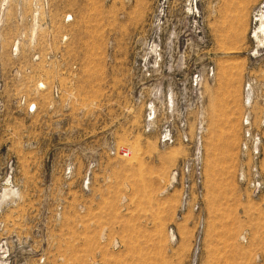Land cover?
Wrapping results in <instances>:
<instances>
[{
	"label": "rangeland",
	"instance_id": "374dc122",
	"mask_svg": "<svg viewBox=\"0 0 264 264\" xmlns=\"http://www.w3.org/2000/svg\"><path fill=\"white\" fill-rule=\"evenodd\" d=\"M263 10L264 0H0V240L17 257L26 243L30 264H264V42L251 36ZM247 83L262 135L257 191L240 175ZM184 118L192 139L203 126L205 173L187 211L171 175L190 148L158 138ZM121 147L128 157L110 154Z\"/></svg>",
	"mask_w": 264,
	"mask_h": 264
},
{
	"label": "built area",
	"instance_id": "2783aa9c",
	"mask_svg": "<svg viewBox=\"0 0 264 264\" xmlns=\"http://www.w3.org/2000/svg\"><path fill=\"white\" fill-rule=\"evenodd\" d=\"M39 8V5H34V19H36L40 14ZM71 20V15H67L66 21ZM23 37L24 35L22 34L15 39V43L12 47V52L14 54L17 53L18 43H20ZM37 57L38 56H35V58ZM13 72H17V74L15 75L17 77L21 75L18 69H15ZM3 88L4 83L0 82V92L3 90ZM38 88H46L45 83L39 82ZM60 91L61 87L58 84L54 85L53 92L56 96L59 95ZM21 102V105H24L27 112L30 114H33L38 110V104L33 100H27L26 97H22ZM244 102L246 105V110L242 119V155L247 157V161H244V163L240 165V175L242 180H245L252 189L257 191L263 187L259 168L262 135L253 124V118L250 109L252 104V88L251 84L249 83H247L245 86ZM4 106L5 100L3 97H0L1 111L4 110ZM156 116L157 115L155 114L154 109L148 107L147 115L145 117V125L147 126V130H150L154 126L156 122ZM187 127L188 123L185 118L182 119L177 127H174L172 121L169 120L162 127L158 136L161 145H173L180 140L184 144H187L190 148L189 155L185 159H183L176 167H174L171 175L174 187L180 189L181 191V211H187L189 207H193L197 210L205 194L204 145L202 138L203 126H199V129L193 139L187 132ZM110 154L128 157L130 155V152L125 147H121L119 151L117 149H115L114 151H110ZM248 162H250V164H248ZM95 166L96 164L92 162L87 167L82 181V187L84 191H91V187L93 184V169L95 168ZM245 166L249 170V175L246 178L244 176ZM70 174L71 168H68L65 171V175L69 176ZM103 234L108 235L107 230H104ZM11 241V239L6 238L0 240V264H30L32 257L31 248L26 243L19 244L18 249L21 252V255L17 257L16 247L13 243H11ZM43 261V258H41L40 262L42 263Z\"/></svg>",
	"mask_w": 264,
	"mask_h": 264
},
{
	"label": "bare ground",
	"instance_id": "6f19581e",
	"mask_svg": "<svg viewBox=\"0 0 264 264\" xmlns=\"http://www.w3.org/2000/svg\"><path fill=\"white\" fill-rule=\"evenodd\" d=\"M256 21H259L260 22V25L257 26L253 32V35H251L253 38H256L260 43H263L264 42V37L261 35V33L264 32V10L260 13V14H256ZM1 20V19H0ZM36 25V24H35ZM37 27V26H36ZM35 27V28H36ZM264 34V33H263ZM21 113V112H20ZM193 137V136H192ZM9 188H6L5 191H4V195L9 193ZM3 195V196H4ZM169 235H170V240L171 241H174L175 240V234L173 232V230H170L169 231Z\"/></svg>",
	"mask_w": 264,
	"mask_h": 264
}]
</instances>
